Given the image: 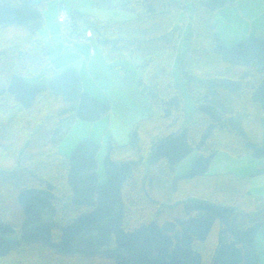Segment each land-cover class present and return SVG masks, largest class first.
Segmentation results:
<instances>
[{
  "label": "trees",
  "instance_id": "16d2710c",
  "mask_svg": "<svg viewBox=\"0 0 264 264\" xmlns=\"http://www.w3.org/2000/svg\"><path fill=\"white\" fill-rule=\"evenodd\" d=\"M121 2L133 16L104 21L60 5L56 17L66 45L96 42L111 63L143 58L138 86L152 114L126 144L106 142L100 183V144L82 139L65 156L56 137L70 114L97 121L109 100L87 93L76 68L53 75L44 1L0 0V264H262L264 197L247 177L209 167L221 150L264 155V37L221 40L215 17L234 0ZM62 10L91 43L66 35ZM13 27L22 32L5 40ZM44 72L47 87L26 79ZM194 148L189 172L175 175ZM263 173L258 164L252 175Z\"/></svg>",
  "mask_w": 264,
  "mask_h": 264
},
{
  "label": "rangeland",
  "instance_id": "374dc122",
  "mask_svg": "<svg viewBox=\"0 0 264 264\" xmlns=\"http://www.w3.org/2000/svg\"><path fill=\"white\" fill-rule=\"evenodd\" d=\"M34 1L46 3L43 9L44 26L41 29V35L44 36L50 50L51 65L55 68L53 75L55 76L67 68H76L82 74L85 87L92 92L89 94L100 101L108 99L111 104V111L97 121L81 120L72 113L63 121L59 129L61 131L59 136L62 137L58 144L60 151L62 148L63 154L70 155L72 149L82 139L89 138L90 134L103 141L98 154L97 168L98 180L102 183L106 181L104 169L106 142L112 138L116 139L115 141L119 145L126 144L129 140L130 131L135 124L152 114L151 103L145 95L141 94L138 86L139 65L142 64L143 58L141 56L123 57L111 63L112 61L105 58L102 48L96 42H94L96 53L92 56L89 52V46L86 44L64 45L62 39L56 37L58 36L57 31H60L56 22L57 10L60 5L67 10L75 7L80 12L93 14L104 21L128 19L133 16V13L122 9L121 0H114L116 3L113 7H98L95 0ZM262 5L264 6V0H234V5H228L217 11L214 22L216 23V30L218 29V32L227 41L225 44L231 45L249 35L264 37V31H261L264 28V15L259 14ZM254 16L257 19H254ZM22 29L19 27L6 28L5 31H2L4 33L2 36L5 40H9L11 37H17ZM229 31L231 36L227 34ZM53 75H47L44 72L26 79L32 85L47 87L53 79ZM175 76L178 79L179 76L176 72ZM179 83L183 96L190 105V98L183 80H179ZM186 109L191 111V107H188L187 104ZM104 117L105 120H102ZM71 145L72 148L70 149ZM196 155L197 151L194 148L185 158L174 165V174L181 175L189 172ZM258 164L264 165V155L258 158L250 154L236 156L221 150L212 160L209 173L231 172L240 177L245 176L248 178L253 194L264 196V173L252 175ZM261 239L258 238V245L262 243ZM261 247L263 246L261 245ZM261 247L259 249L261 252L260 259L264 264V249ZM64 264L73 263L66 261Z\"/></svg>",
  "mask_w": 264,
  "mask_h": 264
},
{
  "label": "crops",
  "instance_id": "0c3cea01",
  "mask_svg": "<svg viewBox=\"0 0 264 264\" xmlns=\"http://www.w3.org/2000/svg\"><path fill=\"white\" fill-rule=\"evenodd\" d=\"M259 14L260 15H264V6L262 5V9H261V11L259 12ZM255 17V16H254ZM254 19H257V17H255ZM59 27V26H58ZM261 31H264V28H262L261 29ZM58 36H56L57 38L59 37L60 38V40H61V37H60V31H57V33H56ZM217 34H218V36L221 38V40L224 42V43H227V41L225 40V38L218 32V29H217ZM228 35H230L231 36V33H230V31L227 33ZM43 38H44V36H43ZM58 38V39H59ZM237 39V38H236ZM62 41V40H61ZM63 42V41H62ZM64 44V43H63ZM82 44V43H81ZM64 45H66V44H64ZM93 47H94V49H95V45H93ZM89 52H90V54H91V56L92 55H94L95 53H96V49L94 50V52L92 53L91 52V50H90V47H89ZM80 74H81V72H80ZM81 77H82V74H81ZM82 84H83V88H84V90L87 92V93H91L92 94V92H90L86 87H85V83H84V79H82ZM102 120H105V117L102 119ZM100 126V125H99ZM63 135V134H62ZM62 137V136H61ZM61 137H56V139H59V142H60V139H61ZM89 139H92V140H94L95 142H97V143H99L100 144V150H101V148H102V144L101 143H103V141L102 140H100V139H97V138H95L93 135H91L90 134V136H89ZM116 140V139H115ZM72 145H74V144H72ZM72 145L70 146V149L72 148ZM59 150H60V146H59ZM100 150H99V152H98V154L100 153ZM61 151H62V148H61ZM60 151V152H61ZM62 154H63V151H62ZM63 155H65V156H69V155H67V154H63ZM97 160H98V155H97ZM260 196H263V195H260ZM264 197V196H263ZM261 234V235H260ZM260 236V237H259ZM263 237V239H261ZM258 238H259V240L261 239L262 240V243H259V245H258ZM255 245H256V247H257V249H258V252H259V255L261 256V252H260V247H261V245L263 246V247H261V248H263L264 249V223H263V225H262V227H261V229H260V231H259V233H258V236H257V238H256V240H255Z\"/></svg>",
  "mask_w": 264,
  "mask_h": 264
},
{
  "label": "built area",
  "instance_id": "2783aa9c",
  "mask_svg": "<svg viewBox=\"0 0 264 264\" xmlns=\"http://www.w3.org/2000/svg\"><path fill=\"white\" fill-rule=\"evenodd\" d=\"M58 19L63 29L65 30L66 35H68L71 40H74L76 42L91 43L92 32L89 29L83 30L84 33L82 34H77L70 29V27H72L73 25V22L66 11L62 10ZM90 50L93 53L95 49L91 46Z\"/></svg>",
  "mask_w": 264,
  "mask_h": 264
}]
</instances>
